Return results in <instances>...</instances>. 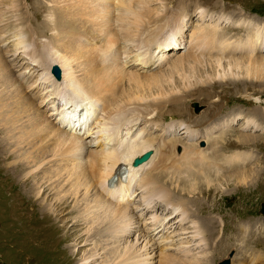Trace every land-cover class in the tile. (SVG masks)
<instances>
[{
  "label": "bare ground",
  "instance_id": "6f19581e",
  "mask_svg": "<svg viewBox=\"0 0 264 264\" xmlns=\"http://www.w3.org/2000/svg\"><path fill=\"white\" fill-rule=\"evenodd\" d=\"M24 1L0 0V43H8L0 46V126L7 127L10 140L6 149H0L6 155L10 151L12 175L20 176L24 192L37 199L31 197L28 205L33 199L43 214L67 210L69 217L82 207L83 212L66 221L74 229L78 248L58 251L57 263L74 264L80 253L81 264H208L204 231L217 224L210 218L197 221L185 203L184 183L191 180L188 193L195 194L198 187L191 177L199 179L197 174H203L207 183L225 177L224 183H218L221 188L234 181L239 189H249L258 178L251 165L258 157L254 149L242 150L233 141L221 145L225 131L236 135V142L245 148L264 142L262 134H254L264 133V106L258 104L263 96L248 91L264 86V19L242 9L227 12L225 6L220 11L192 7L187 0H46V6L38 8L40 13ZM195 12L197 21L188 33ZM40 14L44 23L35 20ZM153 64V68L168 67L151 72L144 66ZM54 65L60 68V78L52 71ZM212 82L243 87L241 99L254 98L260 108L245 111L240 106L204 131L178 121L163 124L156 118L158 110L178 103L194 87ZM241 119V131H234ZM80 124L88 127L87 132L81 131ZM157 130L164 131L160 138L152 135ZM179 133L189 137L187 141L174 138ZM203 141L207 149L199 147ZM170 143L183 144L185 149L171 167L159 151ZM137 159L139 167L133 165ZM171 168L176 171L173 187L178 195L163 181ZM231 169L235 170L228 176ZM258 183L264 188V180ZM47 195L52 196L50 206L44 204ZM68 197L75 201L74 207L66 205ZM162 203L165 219L179 225L181 233L174 231V238L161 234L172 224L161 223L156 207ZM84 224L89 225L88 231L107 226L100 247L88 252H81L82 247L98 244L99 238L79 233ZM133 233L138 237L128 239ZM67 236L52 241L42 235L38 243L44 248L46 237L57 249ZM107 252L113 254L109 259ZM251 261L255 264L256 257Z\"/></svg>",
  "mask_w": 264,
  "mask_h": 264
},
{
  "label": "rangeland",
  "instance_id": "374dc122",
  "mask_svg": "<svg viewBox=\"0 0 264 264\" xmlns=\"http://www.w3.org/2000/svg\"><path fill=\"white\" fill-rule=\"evenodd\" d=\"M187 1L188 2L186 3H190L192 7H195L196 5L205 6L206 8H209L212 11H220L222 9V6H225L224 9L227 10V12H231L234 10L239 11L242 9L243 12H247V14H251L255 16L256 19H260V18L264 19V0H187ZM155 2L157 6L160 5L158 1ZM26 3H27L26 6L28 5L27 7H30L29 9L33 10L35 13L37 12L40 13L38 11V8H42L43 6H46V0H27ZM35 13H33V15ZM196 13L197 12L192 14L190 17L189 25H187V29H186V32L188 33L190 32L191 28L195 26V22L197 21V17H198ZM36 18L35 20L39 21V23H44L45 21L44 14L43 16L41 14L38 17L36 16ZM171 31H173L172 28L169 30L168 34H172ZM187 38L188 37L186 36V41ZM7 44L8 43L1 42L0 46L2 45L1 47L5 48ZM178 50H180V48ZM13 63H16V61L12 62V66L13 65L15 66V64ZM144 66L150 69L151 72H153L166 68L167 64L162 68L159 67L153 68L155 66L154 64L151 67L148 65H144ZM222 83L224 82L221 83L212 82V84L209 85L204 84L194 87L193 92L185 93L184 97L178 103L173 104V106L169 108H163L158 110V114L156 115V118L159 120L160 123L163 124H167L173 121H178L185 123L183 124V126L188 124L189 126L191 125V127L194 129H198L199 131H204L206 127H208L213 122L220 120L221 117L223 118V116L226 115L228 112H231V110L233 109L240 110L239 109L240 106H241L240 108L245 111H249L250 109L254 110L256 108H260L259 106L261 107L264 106V93H261L264 89V86L261 87L256 85L254 89H251V87L248 89L249 92L255 93L254 95L263 96V101L261 100V102L258 103L260 105L256 106L254 98H250L247 101L241 99L244 98L242 97L244 96L243 87L236 88L234 87V85L231 84L229 85L226 83L222 84ZM134 88L136 87L134 86ZM212 91L214 93H212ZM27 96H29V94ZM63 100L64 99L60 98L61 102ZM39 101L40 100L37 97L34 100L35 103H38ZM47 106H49V104H47ZM59 108L61 107H58L57 111L59 110ZM46 110L47 109H45V111ZM49 112L50 110L48 111V113ZM18 117L21 118V116ZM64 119L66 120L67 118ZM28 122H33V121L28 120ZM239 122L238 124H235L234 131L240 129L243 119H241ZM91 123L92 120L88 121L87 125L89 126ZM20 124L21 121L19 119V122L16 124L18 128ZM70 124L71 123L69 121L65 123L67 127ZM60 125L63 126L61 123ZM34 126L36 125L34 124ZM74 128L73 131L79 133V131H75ZM148 129H150V127H148ZM87 130L88 127L81 126V131L87 132ZM181 130L182 128L179 131ZM163 132L164 131L162 130H157L152 135L160 138V135ZM225 132H228L227 133L228 135L224 134V136L226 135L225 138L226 141L224 140L223 143L225 144L221 146H226L228 141H233V143L235 142L236 146H238L242 150L254 149V151L256 152V156L258 157L257 159L251 162L252 163L251 165L256 170H258L259 173L258 178L255 182L256 184L255 183L252 184L253 186L250 187L249 189H247L248 187L247 188L242 187V189H239L238 188L239 184L232 181L230 182L229 185L227 184L226 186L221 188L218 185V183L220 181L223 182L226 179L225 177L223 178L222 176L219 179L217 178L213 179V182L211 183H207V179L205 180V176L203 174L202 175L197 174L199 179H193V177H191V179L193 182L197 184L196 187H198L199 190L197 189L195 194H189L188 188H189V184H191L192 182L191 180L189 181V183L187 181L184 183V187L186 191H184L183 197L185 199V203L187 204V207L192 208L191 212H193L194 210L197 221L199 220L200 222H203L205 218H210V219H214V222L217 224L216 227H208L204 231V234L207 235V240H208L207 249L208 251H210L208 264H219L225 259H230L231 264L232 263L234 264L235 262L236 263L243 262L244 264H253V262L251 261L253 257H256L255 264H264V211H263L264 188L258 187L259 186L258 182L264 180V142L262 141L257 142V145H255V147L251 146L245 148L244 146H241L240 144H238V142H236V137H235L236 135L235 136L231 135L232 134L231 131L230 132L225 131ZM249 132L250 133L253 132L252 127ZM218 133L219 131L215 132L214 135L217 136ZM255 133L257 135L262 134L260 136H262V138L264 139V133H261L259 131L254 132V134ZM7 134H8L7 127L3 125L0 126V148L6 149L8 147L7 144H10V140L7 139L6 136ZM178 137L180 140H184V141L185 140L187 141V139L189 138L185 136V134H181V133L177 134L174 138H178ZM201 139L204 138L201 137ZM220 142H222V140H220ZM200 144L203 146L198 145L199 147H205V149L208 148L207 147L208 143L206 141H203ZM29 146L30 145L28 144L27 147ZM183 146H184L183 144L172 146L170 143V145L166 144L165 146L160 147L159 151L164 152L163 154H161V158H166V160H169V164H168L169 166L174 163H177V160L176 161L173 160L182 156L183 152L185 151ZM36 147L40 148V145L37 144L34 147L35 149L38 150V148ZM230 148H236V147H229V149ZM58 153L60 152L58 151ZM9 154L10 151L7 154L8 155L7 156L6 153H4L3 150L0 149V166H1L0 169L3 168V170H0V174H1L0 176V194H1L0 264H56L58 261L56 259L57 257L56 253L58 251H62V250L70 251L74 249L77 250L78 248L76 247L77 236L76 234L74 235L71 233V231H74V229L71 230L70 228L71 226L67 227L66 221H68L67 223H70L69 220H71L72 217L78 216L81 212H83L81 209L82 207L80 206L77 207L75 213H73L69 217V215H67L68 214L67 210L64 211L65 213L61 212L60 210V213L57 212L54 214H50V213L43 214L40 211V208H38L39 207L38 204L34 201L37 199H35L33 196H31L32 198H34V200L32 199L33 202L28 205L29 199L31 197L26 192H24V189L22 188L24 186L23 184L24 181L21 180L20 176H15V174L14 176L12 175L11 161L13 159L9 157ZM57 159H59V154ZM134 164L135 161L133 162V165ZM134 166L139 167L140 164ZM234 170L235 169H231L230 171H228L227 173L228 176L231 174V172H234ZM171 171L172 173H170ZM171 171L167 174L166 173L163 174V181H165L170 187H172L170 192H173L172 193L173 195H178L177 191L174 193V190H176L177 188L173 187V185L177 183L176 171L174 172L172 168ZM68 187L69 185H67V188ZM16 194H20L19 200L15 199ZM51 197L52 196L47 195L44 204H48V206H50L49 203L51 201ZM81 198L82 196L81 197L79 196L78 198L80 203L83 201L81 200ZM15 201L20 205H24V206L27 205V206L20 208L16 206L14 203H12ZM1 203L3 204V206L1 205ZM69 204H71V206L74 207L75 201L73 200L72 202V198L68 197L66 199V205L68 206ZM15 207L18 209H16ZM33 207L36 208V211L35 210L32 211ZM156 208H157V212L161 214V221H162V222L160 221L161 223H165L166 227H168L172 223L168 228L163 230L162 231L163 233L161 232V234H163V236L166 238L170 236H173L174 238L176 233L180 234L181 231L179 230V225L177 226L174 222L176 220L173 219L172 220L173 222L171 221L169 223L165 219L166 211L164 209L166 208L164 207L163 203L161 204V207L157 206ZM201 208L203 209L202 212L199 211V209ZM29 212L30 214H28ZM150 213L151 210H148L147 212L148 216ZM221 220H223V224H220L219 221ZM242 224L245 226H249V229H244L243 227L241 228ZM256 225L257 227H255ZM39 227L40 228L42 227L43 229L37 231V228ZM88 227L89 225L87 224L80 226L79 233L84 234V237H93V236L97 237L99 238V243L88 244L82 247L81 252L83 251L88 252L94 246L100 247V240L103 234L102 231L107 228V226L105 225L102 226V224H100L97 231H95L94 228L92 227H91V231H88ZM172 228L173 230H171ZM67 230L70 232H68ZM214 230L216 231L215 234H214ZM174 231H178V232L173 233ZM64 234H67L68 236L57 244V249H53L54 247L52 248L50 246L49 244L50 241H48L46 237H44L46 240V244L44 248H42L38 243L39 236L47 235V237H49L52 241H54L56 238L62 237ZM138 235L139 233H133L127 236V238L135 239V237H138ZM13 236L16 240V243L14 244H13ZM157 242L159 241H156L155 243ZM141 245L142 244H138V247ZM106 255L107 258L109 259L113 254L107 252ZM155 256L156 255L154 254V258ZM105 259L106 257L104 258V260ZM155 259H157V257ZM233 260H235V262ZM81 262H82V256L80 253H78L75 258L74 264H81ZM190 264H194V262H191Z\"/></svg>",
  "mask_w": 264,
  "mask_h": 264
},
{
  "label": "water",
  "instance_id": "95a60500",
  "mask_svg": "<svg viewBox=\"0 0 264 264\" xmlns=\"http://www.w3.org/2000/svg\"><path fill=\"white\" fill-rule=\"evenodd\" d=\"M52 71L54 73V75L58 78L61 77V71H60V68L58 65H54L53 68H52ZM150 155V153H147L144 155V159H146L148 156ZM140 162V159H137L135 161V164L134 165H137V163ZM263 211H264V208H263ZM220 264H230V260L229 259H225L224 261H222Z\"/></svg>",
  "mask_w": 264,
  "mask_h": 264
}]
</instances>
